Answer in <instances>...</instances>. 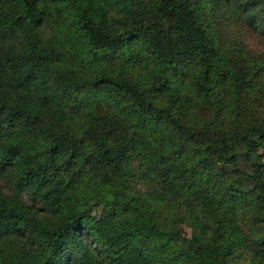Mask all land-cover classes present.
<instances>
[{
    "label": "trees",
    "instance_id": "obj_1",
    "mask_svg": "<svg viewBox=\"0 0 264 264\" xmlns=\"http://www.w3.org/2000/svg\"><path fill=\"white\" fill-rule=\"evenodd\" d=\"M237 15L264 26V0H0V264H229L247 238L264 264V62L223 45ZM138 178L211 237L158 227Z\"/></svg>",
    "mask_w": 264,
    "mask_h": 264
},
{
    "label": "rangeland",
    "instance_id": "obj_2",
    "mask_svg": "<svg viewBox=\"0 0 264 264\" xmlns=\"http://www.w3.org/2000/svg\"><path fill=\"white\" fill-rule=\"evenodd\" d=\"M236 1L243 2V0ZM222 30L223 32H225L224 38H222L223 45L233 53L231 54L232 56H238L240 54V59L250 64H259L264 62L263 25L253 24L249 26L245 22V18L243 16H228L227 19L222 23ZM43 31L46 38L54 36L53 21L52 23L48 22L46 25H44ZM133 50V54H135V52H139V47H135ZM133 54L131 56L130 63L132 62V59L135 58L133 57ZM132 63H134V65L131 64L133 66L132 73L134 74L135 71H144L147 61L143 59L140 60V62L134 60ZM108 67L111 70H122L116 60H109ZM157 102L162 108H165L169 105V101L166 99V97L160 98L159 100H157ZM260 107L264 108V103L261 104ZM257 112H259V110H257ZM78 116L79 114H75L72 120L76 122ZM5 132L7 133V131ZM16 140L26 149L32 150L35 148V139H23L22 137L16 135ZM258 153L261 155V158L264 161V148L259 149ZM225 169L230 170L229 167H225ZM242 170L244 171L242 174H246L248 171H250L247 169ZM246 182L248 184L246 183V185L243 187L244 190L248 188L249 185L254 184L253 179L246 180ZM0 183L2 191L6 192L7 186L5 185V182L0 180ZM151 185V181H147L143 178L135 179L132 182V191H136V193L140 197L146 199V213L152 222L156 223L158 227L176 230L179 233L180 237L185 239L195 237L196 226L201 225L206 231L204 238L211 237V233L213 232L212 224L208 221V216H205L201 214V212L199 213L197 211L195 203H193L189 198L173 197L170 194L157 198L153 195L154 193H152ZM241 207L242 208L238 212L237 216V227H240L241 231L245 233L247 237H249L250 235L247 231V223L250 210L248 209V207L245 208L244 205ZM100 208L101 206L96 207L93 213L99 212ZM244 209L248 210V213L244 211ZM256 232L259 239L264 238V232ZM248 240L250 239L247 238L246 245L240 248H236L235 254L230 259L229 264H259V262H257V260L259 259L258 252L257 250H252L251 248H249Z\"/></svg>",
    "mask_w": 264,
    "mask_h": 264
}]
</instances>
